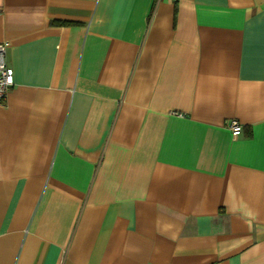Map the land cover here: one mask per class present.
Returning a JSON list of instances; mask_svg holds the SVG:
<instances>
[{
    "label": "crops",
    "instance_id": "1",
    "mask_svg": "<svg viewBox=\"0 0 264 264\" xmlns=\"http://www.w3.org/2000/svg\"><path fill=\"white\" fill-rule=\"evenodd\" d=\"M2 42L0 264H264V0H0Z\"/></svg>",
    "mask_w": 264,
    "mask_h": 264
},
{
    "label": "built area",
    "instance_id": "2",
    "mask_svg": "<svg viewBox=\"0 0 264 264\" xmlns=\"http://www.w3.org/2000/svg\"><path fill=\"white\" fill-rule=\"evenodd\" d=\"M7 42L0 43V105L5 101L8 91L14 84L13 69L4 60ZM232 135L237 136L241 133V125L232 120L229 124Z\"/></svg>",
    "mask_w": 264,
    "mask_h": 264
}]
</instances>
